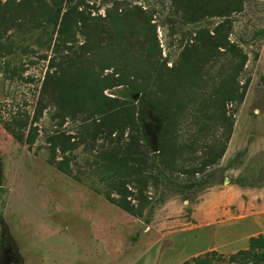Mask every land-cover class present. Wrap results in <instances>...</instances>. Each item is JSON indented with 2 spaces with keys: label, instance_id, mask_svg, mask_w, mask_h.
<instances>
[{
  "label": "rangeland",
  "instance_id": "obj_1",
  "mask_svg": "<svg viewBox=\"0 0 264 264\" xmlns=\"http://www.w3.org/2000/svg\"><path fill=\"white\" fill-rule=\"evenodd\" d=\"M89 2L98 8L93 15L104 16L106 10L120 15L122 39L115 52L126 56L129 74L136 71V59L148 58L153 67L165 58L166 65L171 66L195 30L200 26L211 28L212 22L221 20L216 17L194 24L186 22L174 11L170 0ZM178 2L183 6L182 12L192 8L193 0ZM135 6L144 10L138 16L127 12ZM150 16L149 24L156 26L155 31L147 27ZM231 19L230 39L241 46L247 60L243 69L237 71L232 65L226 73L234 70L236 81L241 85L249 78V85L241 104L226 106L228 114H233V127L223 156L195 176H203L210 183L191 195L192 200L185 199L190 191L171 188L162 193L161 186L158 189L149 186L148 195L152 199L162 196L165 201L155 206L146 223L144 217L126 213L87 185L98 180L91 163L103 141L92 147L86 140L76 150L65 153L73 158L71 175L50 164L49 138L65 131L80 139L83 130L80 121L67 120L60 127L59 119H51L54 108L48 104L35 123L38 136L30 147L15 141L0 124V264L5 262L3 251L9 246L17 252L18 263L12 264H184V260L210 250L227 257L246 248L249 235L264 233V0H244L243 9L232 14ZM104 22L110 25L108 17ZM142 25L145 29L140 30ZM22 35L20 29L11 27L0 36L1 44H11L14 62L24 64L34 60L23 73L31 76L32 82L10 80L0 71V116L5 119L24 111L32 116L47 67L46 60L21 53L19 44H27ZM40 37L45 39L44 34ZM78 40L82 41L81 35ZM150 42L153 52L148 53ZM29 48L51 54L38 49L36 44H29ZM114 55L117 54L108 51L106 41L100 42L97 59L122 62V57L111 59ZM225 57L206 59L197 72L198 85L190 86L183 98L188 102L178 112L175 131L183 159L199 162L205 156V146L223 140L222 118L214 122L199 110L208 98L210 105L217 106L211 92L220 82ZM234 60L237 62V57ZM94 65L97 69V64ZM152 67L147 70L152 71ZM111 70H104V74ZM105 92L124 98L120 87ZM135 94L138 96L134 97ZM131 97L139 114L145 104L142 94L133 90ZM144 110L147 149L155 152L160 122L155 120L152 109ZM205 122L208 127L201 130ZM54 156L60 160L63 153L56 150ZM177 178L187 180L183 174ZM237 185L244 188L242 197L234 189ZM200 200L205 203L196 207Z\"/></svg>",
  "mask_w": 264,
  "mask_h": 264
},
{
  "label": "trees",
  "instance_id": "obj_2",
  "mask_svg": "<svg viewBox=\"0 0 264 264\" xmlns=\"http://www.w3.org/2000/svg\"><path fill=\"white\" fill-rule=\"evenodd\" d=\"M89 1L0 0V36L11 27L20 29L23 42H27L19 44L21 53L32 54L47 61L32 116L25 111L15 112L7 119L0 116V124L15 141L30 147L38 136L35 123L48 104L54 108L51 119H59L60 127L67 120L80 121L83 130L80 139L65 131L49 138L52 152L50 164L71 175L70 163L73 158L65 153L76 150L86 140L91 142L92 147L97 141H103L91 163L95 165L98 180H92L87 185L108 202L134 217H144L148 223L155 206L165 201L162 196L152 199L148 195L149 186L156 189L161 186L162 193L171 188L178 192L190 191L185 199L192 200L194 196L191 195L210 183L203 176H195L217 163L224 154L233 127V114H228L226 106L241 104L249 85V78L240 85L234 70L226 73L232 65H235L237 71L243 69L247 60L241 46L230 39L231 15L243 9L244 0H193L192 8L184 12L178 2L180 0H170L174 11L186 22L194 24L216 17L221 20L212 22L211 28L200 26L195 30L171 66L166 65L165 58L162 63L155 62L153 67L148 64V58L142 59L146 65L136 59V71L131 74L126 72V56H119L120 52H115L121 46L122 39L120 15L112 14L110 10H106L104 16L93 15V10L98 8ZM139 11L144 10L135 6L127 12L138 16ZM106 17L110 25L105 24ZM151 21L150 16L147 27H153L155 31L156 26L149 24ZM142 29H145L143 25L140 27ZM41 34L45 35V39L40 37ZM78 35H81L82 41L78 40ZM153 37H156L155 34ZM102 41H106L110 53L117 54L111 59L120 60L119 57H122L124 65L122 62L108 63V60L97 59ZM154 43L157 45L156 41ZM29 44H36L38 49L51 54L34 52ZM11 47L10 43L0 42V51H3L0 52V71L10 80L34 81L31 76L23 75L34 60L29 59L24 64L14 62L10 56L14 53ZM152 47L153 43L150 42L146 52H153ZM218 55H225L226 62L224 72L219 74L220 82L212 87L211 96L215 97L217 106L210 105L211 100L208 98L199 111L214 122L222 118L225 124L223 140L205 146V156L199 162L183 159L175 135L178 112L188 102L183 101V98L189 87L198 85L199 68L206 59H215ZM236 57L237 62L234 60ZM119 65L122 67L119 68ZM150 67L152 71L147 70ZM109 69L112 70L104 74V70ZM117 87L122 88L124 98L105 93ZM133 90L140 91L145 101L139 114L131 97ZM144 108L152 109L161 118L158 148L155 152L147 149ZM207 127L205 122L201 130ZM56 150L63 153L60 160L54 156ZM180 174L186 175L187 180H178ZM220 261L230 264H264V233L249 236L246 248L227 257L216 250H210L184 260V264H216Z\"/></svg>",
  "mask_w": 264,
  "mask_h": 264
},
{
  "label": "flooded vegetation",
  "instance_id": "obj_3",
  "mask_svg": "<svg viewBox=\"0 0 264 264\" xmlns=\"http://www.w3.org/2000/svg\"><path fill=\"white\" fill-rule=\"evenodd\" d=\"M3 253H4V255H6L5 256V262H7L9 260H11L12 262L18 261L17 256H16L17 252H15V250H13L11 248V246H9L6 250H4Z\"/></svg>",
  "mask_w": 264,
  "mask_h": 264
},
{
  "label": "water",
  "instance_id": "obj_4",
  "mask_svg": "<svg viewBox=\"0 0 264 264\" xmlns=\"http://www.w3.org/2000/svg\"><path fill=\"white\" fill-rule=\"evenodd\" d=\"M138 95L135 94L134 97H137ZM152 113H153V116L155 118V120L159 123L161 122V118L152 110ZM159 129H160V123L158 124L157 126V134H156V139L158 137V132H159ZM154 150H157V145H155L154 147ZM12 263H18V261H14L12 262L11 260L7 261V262H3L2 264H12Z\"/></svg>",
  "mask_w": 264,
  "mask_h": 264
},
{
  "label": "crops",
  "instance_id": "obj_5",
  "mask_svg": "<svg viewBox=\"0 0 264 264\" xmlns=\"http://www.w3.org/2000/svg\"><path fill=\"white\" fill-rule=\"evenodd\" d=\"M259 188H261V187H256V189H259ZM234 189H235V191L238 193V195H239L240 197H242V194H241V193H243V191H244L243 186L237 185ZM204 203H205V202H204L203 200H200L199 204H197L196 207H199V206L201 207ZM249 236H251V235H249ZM249 236H248V237H249ZM248 237L246 238L247 240H248Z\"/></svg>",
  "mask_w": 264,
  "mask_h": 264
},
{
  "label": "built area",
  "instance_id": "obj_6",
  "mask_svg": "<svg viewBox=\"0 0 264 264\" xmlns=\"http://www.w3.org/2000/svg\"><path fill=\"white\" fill-rule=\"evenodd\" d=\"M106 93V92H105ZM106 94H108V93H106Z\"/></svg>",
  "mask_w": 264,
  "mask_h": 264
}]
</instances>
